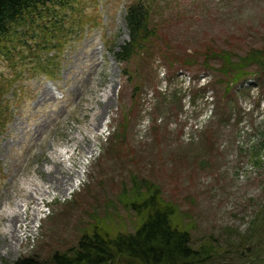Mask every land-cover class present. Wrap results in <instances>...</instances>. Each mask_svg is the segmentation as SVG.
I'll return each instance as SVG.
<instances>
[{
    "label": "rangeland",
    "instance_id": "1",
    "mask_svg": "<svg viewBox=\"0 0 264 264\" xmlns=\"http://www.w3.org/2000/svg\"><path fill=\"white\" fill-rule=\"evenodd\" d=\"M136 1L80 0L58 48L27 38L0 50V264L66 251L97 221L131 231L134 214L118 202L131 176L190 213L193 240L228 249L209 264H235L230 244L247 237L264 256V69L249 67L208 125L213 92L201 89L216 73L202 65L209 47L264 46V0H142L156 36L117 63ZM179 54L198 57L170 65Z\"/></svg>",
    "mask_w": 264,
    "mask_h": 264
},
{
    "label": "trees",
    "instance_id": "2",
    "mask_svg": "<svg viewBox=\"0 0 264 264\" xmlns=\"http://www.w3.org/2000/svg\"><path fill=\"white\" fill-rule=\"evenodd\" d=\"M79 1L0 0V50L8 56L17 44L24 45L27 38L40 40L42 49L58 48L63 44L59 33L64 29V15L73 10V5ZM150 11L142 0L126 7L124 23L128 40L120 45L119 50H112L117 63H127L148 49V43L156 36L155 28L150 23ZM175 50L179 52V49ZM195 58L186 54L171 55L168 63L192 65ZM213 60L218 61L217 67L211 64ZM202 63L216 72L215 76L213 73V81H208L201 88L204 93L209 89L213 92L208 125L212 120H218L221 112L232 104V84L250 75L249 67L264 69V46L250 49L243 55H237L230 49L209 47ZM126 71L124 69L123 72L131 75ZM217 87L220 88L219 92ZM134 88L137 90L138 84ZM3 103L2 99L0 114L6 112ZM131 179L130 189L122 187L123 192L118 197L123 208L134 214L131 231L125 227H115L111 219L97 221L80 236L76 246L66 251H55L44 260L28 256L17 259L13 264H209L219 262L228 253L227 248L213 241L212 235L205 240H193V224L185 221L186 218L190 219V213L181 211L177 202L167 199L158 183L137 180L133 176ZM242 236L239 237L244 239ZM250 240L247 237L246 243L242 240L230 244L239 256L237 261L239 264H263L264 256H256L259 248L250 250L245 247H251ZM260 247L264 249L263 244Z\"/></svg>",
    "mask_w": 264,
    "mask_h": 264
},
{
    "label": "bare ground",
    "instance_id": "3",
    "mask_svg": "<svg viewBox=\"0 0 264 264\" xmlns=\"http://www.w3.org/2000/svg\"><path fill=\"white\" fill-rule=\"evenodd\" d=\"M15 217V218H14ZM13 221L15 220V221H19V216L16 214V216L15 215H13V219H12Z\"/></svg>",
    "mask_w": 264,
    "mask_h": 264
}]
</instances>
